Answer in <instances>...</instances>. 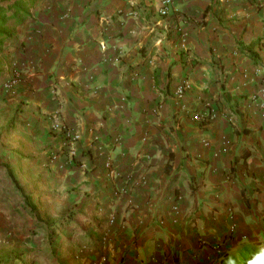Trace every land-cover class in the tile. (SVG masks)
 <instances>
[{
    "label": "crops",
    "instance_id": "obj_1",
    "mask_svg": "<svg viewBox=\"0 0 264 264\" xmlns=\"http://www.w3.org/2000/svg\"><path fill=\"white\" fill-rule=\"evenodd\" d=\"M161 2L21 0L0 264H264V0Z\"/></svg>",
    "mask_w": 264,
    "mask_h": 264
},
{
    "label": "built area",
    "instance_id": "obj_2",
    "mask_svg": "<svg viewBox=\"0 0 264 264\" xmlns=\"http://www.w3.org/2000/svg\"><path fill=\"white\" fill-rule=\"evenodd\" d=\"M176 1L177 0H162L161 8L158 11L159 16L162 18L169 17L170 11H171L172 7L175 5ZM188 90H189V86L187 84H183L182 86H180L177 89L176 96L178 98H183V96L186 94V92ZM260 107L264 108V104H261ZM193 119H194V121H196L198 123H206L209 121L210 117L208 115L197 114V115H194ZM52 129L55 130L56 132L61 133L65 137L66 141L68 142V145L71 147V149H70L71 157L74 158L76 155V151H75V148L73 145L75 143L76 137H75L72 129H70L68 126L62 124L59 121V118H56ZM224 144H225V146H229L230 142L226 141ZM110 166L111 165L108 164V167H110ZM113 223H114V219L111 220V224H113ZM234 233H235V228L231 227L230 235H233ZM202 245L208 246L206 241H202ZM213 249L216 252H218L219 254L222 252L221 255L224 257L225 254L223 253V247L218 245V246L213 247Z\"/></svg>",
    "mask_w": 264,
    "mask_h": 264
},
{
    "label": "trees",
    "instance_id": "obj_3",
    "mask_svg": "<svg viewBox=\"0 0 264 264\" xmlns=\"http://www.w3.org/2000/svg\"><path fill=\"white\" fill-rule=\"evenodd\" d=\"M3 2H7L8 5L5 6ZM20 3L21 0H0V50L5 42L12 38L14 33L10 21H15V16L19 15L21 10H27L21 7ZM10 12H13V14L10 15ZM24 15H26V11ZM14 23L18 25L21 23V20H16Z\"/></svg>",
    "mask_w": 264,
    "mask_h": 264
},
{
    "label": "rangeland",
    "instance_id": "obj_4",
    "mask_svg": "<svg viewBox=\"0 0 264 264\" xmlns=\"http://www.w3.org/2000/svg\"><path fill=\"white\" fill-rule=\"evenodd\" d=\"M4 4H7V3H4ZM225 257V256H224Z\"/></svg>",
    "mask_w": 264,
    "mask_h": 264
}]
</instances>
